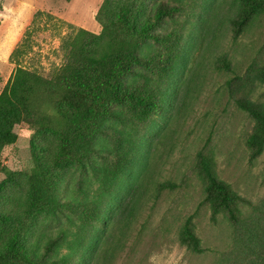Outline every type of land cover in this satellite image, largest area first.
I'll use <instances>...</instances> for the list:
<instances>
[{"label": "trees", "instance_id": "1", "mask_svg": "<svg viewBox=\"0 0 264 264\" xmlns=\"http://www.w3.org/2000/svg\"><path fill=\"white\" fill-rule=\"evenodd\" d=\"M263 18L264 0H103L101 32L64 39L59 68L44 75L18 64L0 92V264H114L147 206L181 188L160 162L204 68L228 76L224 88L250 119V161L263 158L264 100L241 93L225 48ZM253 83L264 87V64ZM20 137L31 157L17 174L2 157ZM205 150L193 165L202 200L178 231L193 255L212 252L199 235L201 211L236 231L252 210ZM250 256L245 264H264V241Z\"/></svg>", "mask_w": 264, "mask_h": 264}, {"label": "rangeland", "instance_id": "2", "mask_svg": "<svg viewBox=\"0 0 264 264\" xmlns=\"http://www.w3.org/2000/svg\"><path fill=\"white\" fill-rule=\"evenodd\" d=\"M4 1L0 0L2 11ZM102 2L41 0L43 14L26 30L15 49L17 53L14 50L15 55L5 58L1 54L4 45L0 43V92L18 64L44 75L59 68L64 62L62 43L76 30L99 34L101 26L95 16ZM229 40L225 48L236 64L240 83H244L241 93L253 89L255 96L264 100V87L253 83L257 70L264 64V18L240 41ZM207 69L204 68L201 88L194 93L187 113L173 124L172 128L177 129L176 146L167 149L160 162L162 175L181 184V188L165 192L155 205L147 206L114 264H245L251 250L264 241V157L250 161L244 145L250 119L224 88L228 76ZM204 148L205 152L214 153L220 176L250 200L252 210L246 228L236 231L227 225H212L208 213L201 211L196 218L199 235L212 252L193 255L180 245L178 231L184 218L194 213L202 200L201 183L193 165L195 155ZM30 152L29 139L20 137L15 145L5 149L3 165L18 174L30 166ZM4 178L0 176V181Z\"/></svg>", "mask_w": 264, "mask_h": 264}, {"label": "crops", "instance_id": "3", "mask_svg": "<svg viewBox=\"0 0 264 264\" xmlns=\"http://www.w3.org/2000/svg\"><path fill=\"white\" fill-rule=\"evenodd\" d=\"M36 1L30 3L25 0L4 1V11L0 12V43L4 45L1 54L5 58L10 59L24 33L32 24L35 14L43 10L44 5H40L41 0Z\"/></svg>", "mask_w": 264, "mask_h": 264}]
</instances>
